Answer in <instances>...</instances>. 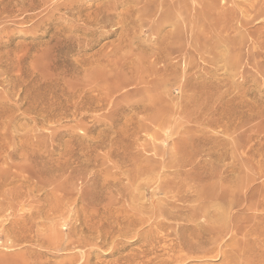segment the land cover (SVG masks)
<instances>
[{
    "label": "rangeland",
    "instance_id": "obj_1",
    "mask_svg": "<svg viewBox=\"0 0 264 264\" xmlns=\"http://www.w3.org/2000/svg\"><path fill=\"white\" fill-rule=\"evenodd\" d=\"M111 1L0 0V264H150L147 261L151 258H156L154 262L158 264H175L180 262L179 258L184 259L183 256L186 258L179 264H227V261L221 259V255L215 257L216 252L202 257L187 252L185 248L184 251L182 248L178 252L180 248L176 247V244L179 246L180 242L176 238L182 233L189 234L175 228L180 220L172 221L177 224L172 227L173 230L166 227L168 232L173 233L171 235L165 231L166 228H158V231L151 220L147 219H144V222L137 219L136 225H128L131 230L126 233L122 230L123 235L120 233L119 229L123 227L127 230L126 224L131 217L140 215L139 211L150 213L154 208L150 206L156 204L150 198L149 186L141 191L145 194L144 201L138 199L143 202L142 205L135 201L137 208L133 209L128 202L127 206L123 202L111 205V200L119 197L116 192L112 195H97L99 185L106 178H125L122 170L137 161L124 158L127 146L133 148V151H136L137 146L142 155L138 156L140 160L155 155L154 153H159L156 157L161 158L160 154L167 149L169 153L173 151L174 155L177 153L176 156L179 157L186 155L193 167L190 165L189 169H185L190 170L192 175H202L200 179L207 178L209 189L216 187L217 191H225L235 188L238 198L236 197V206L231 210V214L234 215L235 221L242 219L240 223H244L243 226L237 223V228L234 229L237 233L231 228L224 234L226 239L223 237L222 241L227 242L230 248L227 245L224 247H227L226 251L230 250L225 252V256H233L238 264H264V206H260L264 199L260 196L264 194V63L260 64L264 61V48L257 46V50H254L252 47L257 44L247 41L249 33H253L252 38L257 34L256 37L264 43V17L256 20L253 13L251 24L246 25V28L240 23L242 14L248 9L247 4L251 1L253 4L255 0H186L187 8L180 3L184 0H169L168 5L167 0H148L149 3L146 0ZM231 1L237 5L231 4ZM161 2L165 4L162 6ZM103 4L106 5L105 8L111 9V19L96 24L93 21L98 18L95 12L97 13L99 6L101 8ZM240 4L242 6L238 7ZM72 5L77 8L74 9ZM178 7L182 8L179 9L180 12L176 11ZM130 8H134L135 12L128 14ZM164 10L166 13L169 11L170 17L163 14ZM122 13L135 17L133 19L137 20L136 24L129 23L130 26L123 30L118 24ZM160 14L165 20L159 18ZM237 15H240V19ZM234 17H238L239 21L234 19L233 22ZM188 18L197 19L198 23L204 18L206 24L210 20L208 23L213 25L202 42L209 41V44H212L215 41L214 44H217L224 33L214 29H219L221 22L225 23L227 29L231 26V31H227L230 35L233 33L229 35L231 40L235 37L238 39L241 35L249 36L243 37L247 42L242 48L244 53L241 51L242 55L238 57L242 64L247 65L226 71L227 73L225 69L218 70L219 73L211 80L229 75L233 77L230 81L226 80L225 84L222 82V87L215 89V95L211 94L212 96L205 99L200 97L197 103L187 102L186 98L182 99L180 96L181 91L178 88L185 85L178 81L185 72L182 68L185 65L184 58H172L170 63L173 64L167 65V68L170 67L167 73L160 71L162 74H158L153 69L163 66V63L154 65L153 61L154 66L152 65L154 57L152 58L151 54L156 51V47L158 48L163 40L170 41L171 38V45L174 46L175 37L181 31L185 32L182 21ZM173 22H177V25L181 22V26L178 25L180 28L173 27ZM215 23L218 25L215 26ZM101 25L104 27L101 28ZM196 25L198 24L193 27ZM237 25L240 27L235 28ZM156 26L162 27L161 31L154 30L153 27ZM241 28H248V33L244 31L243 34ZM126 29L128 32L125 33ZM232 29L241 32H235L234 35ZM260 32L263 33L262 36ZM251 37L249 39H252ZM178 38L181 40V37ZM188 40L190 39H187V43ZM184 42L186 43V40ZM225 46L226 44L222 43V47L219 45V48L213 50L215 53H228L230 48ZM250 51H254L251 52L253 56H249ZM256 51H261L259 55L258 52L256 54L263 61L258 60ZM230 52L233 54L232 48ZM192 53L194 52L185 57L192 59L194 65L200 61L201 65L212 67L201 60L198 53H194L195 57L190 56ZM255 62H260V66ZM181 69L182 72L178 74ZM174 71H177V75ZM193 71L191 73H200ZM244 75L247 76L244 78ZM121 79L126 86L121 88L120 92H114V97H108L105 93L111 91L117 82H122ZM127 90H130L129 93H125ZM102 102L104 104H101ZM139 103L149 105V110L131 109L129 106ZM189 110L192 111L189 113ZM154 112H161L160 119L165 122L163 126L153 122ZM169 120L171 124L167 123ZM183 139L188 144L182 141ZM179 140L178 146H186L181 154L173 148V142ZM169 153L165 155L168 159L173 156ZM166 172L168 175L163 173L162 176L166 175L167 179H176L173 176H178L174 174L176 171L173 169ZM240 194L248 202L243 201ZM246 196H251L250 199L255 196L252 198L253 202ZM94 199L98 200L92 202ZM250 204L256 208H252ZM241 215L245 219L241 218ZM99 220L103 221L106 227H101ZM96 222L101 224L97 225ZM116 222L119 223L118 226ZM109 224L113 227V234L117 229L119 233L116 231L113 236ZM240 227L241 230L238 229ZM96 228L99 232H96ZM100 229H104L102 233H105L98 234L102 231ZM176 229L181 233L176 234ZM91 233L99 238L94 237L95 240H92ZM156 235L158 238H153L157 237ZM110 236L116 237L115 242H111L113 237L111 239ZM229 237H233L230 241L235 246L238 239L245 247H240L239 243V249L234 247V250V245L228 243ZM147 241H150L149 244ZM172 243L176 250L173 249ZM171 245L173 247L170 249ZM150 250L154 253L151 254ZM177 252L180 254L177 255L179 258L175 255ZM240 252L241 254H238ZM184 253L191 257L188 259L189 256Z\"/></svg>",
    "mask_w": 264,
    "mask_h": 264
},
{
    "label": "bare ground",
    "instance_id": "obj_2",
    "mask_svg": "<svg viewBox=\"0 0 264 264\" xmlns=\"http://www.w3.org/2000/svg\"><path fill=\"white\" fill-rule=\"evenodd\" d=\"M66 0H64V2H65ZM70 1V0H69ZM73 1V0H72ZM108 1V0H107ZM113 1V0H112ZM111 1V2H112ZM115 1V0H114ZM123 1H125V2H129V1H131V0H123ZM138 1V0H137ZM158 1V0H157ZM156 1V3H158ZM171 1V0H170ZM170 1L169 0H167V2H166V4L168 5L169 3H170ZM182 1V0H181ZM189 1V0H188ZM222 1V0H221ZM226 1V0H225ZM249 1V0H248ZM261 1H263V0H258V2H256V0H255V2L252 4L251 2H253V1H251L249 4H247V2H246V4L248 5V9H246V11H245V14H242V16L243 17H241V22L240 23H242V27L243 26H245V28L247 27L246 25H248L249 23L251 24V21H250V19H251V17H252V15H253V13H255V17H256V20L257 19H260V18H263L264 17V2H261ZM110 2V3H111ZM146 2H148V0H146ZM149 2H150V0H149ZM148 2V3H149ZM154 2V1H153ZM176 2V1H175ZM179 2V1H178ZM229 2V1H228ZM239 1H237V3H238ZM113 3V2H112ZM111 3V5H113ZM140 3V2H139ZM161 3H163V2H161ZM180 3H182V4H184V7L185 8H187V2H186V0H184V1H182V2H180ZM223 3V2H222ZM234 3V2H233ZM232 3V1H231V4H233ZM241 3V2H240ZM57 4V3H56ZM59 4V3H58ZM57 4V5H58ZM105 4H107L106 2H105ZM121 4H122V2H121ZM165 3H163L162 4V6L164 5ZM173 4V3H172ZM171 4V5H172ZM182 4H181V6H182ZM216 4V3H215ZM227 4V3H226ZM230 4V3H229ZM236 3H234V5H235ZM243 4V3H242ZM104 5V4H103ZM109 5L110 4H108V6L107 7H109ZM116 4H114V6H115ZM159 5V4H158ZM180 5V4H179ZM228 5V4H227ZM233 5V6H234ZM237 5V4H236ZM73 6V5H72ZM71 6V7H72ZM74 6H76L75 4H74ZM73 6V8L74 9H76L77 7H74ZM105 6L106 5H104L103 7H101L100 8V6H99V9L97 10V13L95 12V15H97L98 16V18L97 19H93V21H95V23L96 24H102V22H105V21H108V20H110L111 19V16L109 15L110 14V10H109V8H105ZM175 6V5H174ZM240 6H242L241 4L238 6V7H240ZM98 7V6H97ZM113 7V6H112ZM116 7V6H115ZM155 7H156V5H155ZM170 7V6H169ZM183 7V6H182ZM184 7H183V10H184ZM225 7V6H224ZM245 7V6H244ZM82 8V7H81ZM171 8H172V6H171ZM217 8V7H216ZM232 8V7H231ZM235 8V7H234ZM236 8H237V6H236ZM115 9V8H114ZM155 9V8H154ZM178 10H176V11H181V10H179V9H182L181 7L179 8H177ZM224 9V8H223ZM72 10V9H71ZM117 10V9H116ZM128 10H130L129 11V13L128 14H132V13H134L135 12V9L134 8H130V9H128ZM231 10V9H230ZM244 10H245V8H244ZM127 11V10H126ZM138 11V10H137ZM160 11V10H159ZM167 11V10H166ZM78 12V11H77ZM84 12V11H83ZM128 12V11H127ZM130 12H132V13H130ZM155 12V11H154ZM164 12H165V10H164ZM230 12V11H229ZM236 12H237V10H236ZM236 12H235V14H236ZM239 12V11H238ZM75 13V12H74ZM92 13V12H91ZM94 13V12H93ZM227 13V12H226ZM105 14H106V16H105ZM128 14H125V15H123V13L122 14H120V19H118L119 21H118V24H120V26L121 27H123V30L126 28V26H127V28H128V25L130 26V24L129 23H135L136 21H134V19L133 18H135V17H132V15L130 16V15H128ZM161 14H162V12H161ZM160 14V17L159 18H163L164 19V17H163V15H161ZM163 14H165V16L167 17V16H169L170 17V14H169V11H168V13H163ZM216 14V13H215ZM231 14H232V12H231ZM239 14V13H238ZM80 15V14H79ZM126 15H128V16H126ZM146 15V14H145ZM153 15V14H152ZM87 16V15H86ZM91 16V15H90ZM92 16H93V14H92ZM172 16V15H171ZM238 17H239V19H240V15H237ZM115 17V16H114ZM155 17V16H154ZM157 17V16H156ZM238 17L236 18V17H234L232 20H233V22H234V19H235V21L236 20H238L239 21V19H238ZM93 18H95V17H93ZM150 18V17H149ZM202 18V17H201ZM133 19V20H132ZM200 19V18H199ZM198 19V20H199ZM225 19V18H224ZM231 19V18H230ZM254 19V18H253ZM86 20V19H85ZM84 20V21H85ZM90 19H88V21H89ZM165 20V19H164ZM168 20H170V18L168 19ZM205 19L203 18V21L202 20H200V21H202V22H199L198 23V21H197V19H193V18H188V19H186V20H184V21H182L183 23L181 24V22H179L181 25H184L185 26V32H183V31H181V33H179L178 34V32L176 33V34H178L177 36L178 37H181V40L178 38V40H177V38L175 37V35H174V37H175V39H176V41H175V39L173 38V40L175 41L173 44H174V46H172L171 44H172V42H171V39H170V41H166V40H163L162 42H160V44H159V47L157 48L156 47V51H153V53L151 54L152 55V58L154 57V59L152 60V65H153V61L155 62L154 63V65H157V63L159 64V63H163L162 65L163 66H156V67H154L153 69L155 70V72L156 73H160V74H162L160 71H168V69L170 68L169 66L171 65V64H173V63H170V61H171V59L172 58H179V57H182V58H184L185 59V65H184V67H182L183 68V71H185V72H183L182 73V77H179L180 79L178 80V78L176 77V75H177V73L179 74V72H182V69H181V71L179 70L177 73H176V75H174L175 77L174 78H177V80L178 81H181L183 84H185V85H181V86H179L180 84H178V81L176 80V83L178 84V86H179V88L178 89H180V91H181V97H183L182 99H184V98H186V100H187V102H193V103H197V99H199L200 97L201 98H203L204 97V99L205 98H207V97H209V96H212V95H215L214 93H216V91H215V89L217 90V88L219 89L220 87H222V86H220L221 85V83L222 84H225L224 82L226 81V80H228L229 79V81H230V78H232L233 76L232 75H229V77H221V76H219V77H221V78H218L219 79V81H216V80H218L217 78H214V80L212 79L211 80V78L214 76L215 77V74L216 73H219V72H217L218 70H222V69H225V72L227 71H231V70H235L237 67L239 68V67H241V66H243V65H247L246 63L245 64H242L240 61H239V59H238V57H241V55H242V48H243V45H244V43H246L247 41H251V44L253 43V44H257V45H255V47H252V49L253 48H255L254 50H257L256 49V47L257 46H260V47H262V49L264 48V43L262 42V41H260V39H259V37H256L257 36V34L256 33H258V32H254L255 34H256V36H255V38H252L251 37V35L253 34H250L249 33V35H250V37L252 38V39H249L250 37L249 36H247V34L246 35H244V36H247V37H249V38H247L246 40L247 41H245V38H243V37H241L240 35V37H238V39H236V37H235V39H232L231 40V38L232 37H230L231 35H233V33L230 35V33H227V31L231 28V26L229 25V29H227L228 27L225 25V23H223L222 24V22L220 23V25H218V23L216 24L215 23V26L216 25H218L219 26V29L218 28H216V29H214V30H219V31H221L222 33H224V35L222 36V38L221 39H219V41L217 42V44H214L215 43V41H214V43H212V44H209V41H204V42H202V40H204V38H206L207 36L206 35H208V33H209V29H211V28H213V25H211V24H209L208 22L210 21H207V24H206V20L204 21ZM222 20V19H221ZM220 20V21H221ZM229 20V19H228ZM255 20V19H254ZM255 20V21H256ZM262 20V19H261ZM93 21H92V23H93ZM159 21V20H158ZM167 21V20H166ZM176 21H178V20H176ZM225 21H226V19H225ZM224 21V22H225ZM90 22V21H89ZM110 22V21H109ZM113 22V21H112ZM117 22V21H116ZM261 22V21H260ZM140 23V22H139ZM174 23V24H173ZM172 23V25H173V27H176L177 26V28L179 29L180 27L178 26V25H180L179 23H178V25H177V22L175 23V22H173ZM198 24V25H196V27L194 28L193 26H194V24ZM227 23V22H226ZM232 23V22H231ZM230 23V24H231ZM236 23V22H235ZM234 23V24H235ZM240 23H236V24H240ZM86 24H87V22H86ZM94 24V23H93ZM105 24V23H104ZM136 24V23H135ZM214 24V23H213ZM227 24H229V23H227ZM141 25V24H140ZM180 25V26H181ZM207 25V26H206ZM232 25V24H231ZM255 25V24H254ZM91 26H94V25H91ZM102 26L103 25H101V28H102ZM163 26V25H162ZM184 26H182V27H184ZM89 27V26H88ZM104 27V26H103ZM181 27V28H182ZM222 27V28H221ZM238 27H240V25H237V27L235 26V28H238ZM94 28H96V27H94ZM154 28V30H160L161 31V28L162 27H160V26H156V27H153ZM187 28V29H186ZM259 28V27H258ZM234 29V28H233ZM232 29V30H233ZM85 30H86V28H85ZM91 30V29H90ZM239 30V29H238ZM241 30L243 31V34H245V32H247V30H248V28L247 29H242L241 28ZM241 30L240 31H235V30H233L234 31V35H236V33H238V32H241ZM130 31V30H129ZM226 31V32H225ZM230 31H231V29H230ZM229 31V32H230ZM245 31V32H244ZM260 31V30H259ZM125 33L126 32H128L127 31V29L124 31ZM180 32V31H179ZM182 32H183V34H182ZM236 32V33H235ZM131 33V32H130ZM213 33V32H212ZM248 33V32H247ZM104 34V33H103ZM240 34V33H239ZM254 34V35H255ZM259 34V33H258ZM260 34H261V32H260ZM263 34V33H262ZM262 34H261V36H262ZM212 35H214V34H212ZM226 35H228V37L226 36ZM230 35V36H229ZM254 35H253V37H254ZM128 36V35H127ZM210 36V35H209ZM238 36V35H237ZM258 36H260V35H258ZM123 38H124V36H122ZM130 37V36H129ZM126 38V37H125ZM261 38V37H260ZM165 39H166V37H165ZM182 39H183V41H182ZM187 39H190V41L188 40V43H187ZM214 39V38H213ZM215 39H216V37H215ZM261 39H263V38H261ZM126 40H128V39H126ZM172 40V41H173ZM184 40H186V43L184 42ZM218 40V39H217ZM216 40V41H217ZM184 42V43H183ZM190 42V43H189ZM227 42H229V43H227ZM164 43L166 44V45H164ZM222 43L224 44H226V46L228 45L229 46V48H230V50H228L229 48H227V50L229 51L228 53L227 52H224V53H222V51H217V53H215L214 52V50L213 49H217V48H219L218 46L219 45H221V47H222ZM161 45V46H160ZM263 45V46H262ZM225 46V47H226ZM230 46H232V47H230ZM238 46V47H237ZM225 47H224V49H225ZM231 48H232V50H233V54L230 52L231 51ZM249 48H251V47H249ZM259 48V47H258ZM252 49H248V50H252ZM226 50V49H225ZM242 51V52H241ZM258 51H259V49H258ZM258 51H256L255 52V54L258 52ZM263 51V50H262ZM190 52H194L195 54H197L198 53V55L200 56L199 58H201V60H203L205 63H209V64H211L210 66H212V67H205V66H203V65H201V63H200V61H199V63L198 62H195L196 63V65H194V61H192V59H187L185 56H187L188 55V53L190 54ZM251 52H253L254 53V51H250V55L249 56H251ZM264 52V51H263ZM262 52V53H263ZM104 53V52H103ZM194 53H192V55H190V56H192L193 57V55H194V57H195V54ZM244 53V52H243ZM260 53H261V51H260ZM259 52L257 53L258 55L260 54ZM96 54V53H95ZM257 54H256V56H257ZM198 55H196V56H198ZM263 55V54H262ZM174 56V57H173ZM189 56V58H191ZM252 56H253V54H252ZM255 56V55H254ZM94 57V56H93ZM120 57V56H119ZM242 57H244V56H242ZM248 57V56H247ZM258 57V60L259 61H261L259 58V56H257ZM257 57H256V61H257ZM116 58V57H115ZM114 58V59H115ZM250 58V57H249ZM254 58V57H253ZM113 59V60H114ZM196 59V58H195ZM242 59V58H241ZM247 59V58H246ZM251 60H252V58H250ZM249 59V60H250ZM255 59V58H254ZM199 60V59H198ZM115 61V60H114ZM180 61V60H179ZM183 61V60H182ZM242 61V60H241ZM244 61H245V59H244ZM253 61V60H252ZM263 61V60H262ZM148 62H149V60H148ZM167 62L168 63H170V64H167ZM203 62V63H204ZM251 62V61H250ZM137 63V62H136ZM256 63H258V62H255V64ZM260 63V62H259ZM258 63V64H259ZM264 63V61L262 62V63H260L261 65ZM149 64V63H148ZM180 64V63H179ZM198 64V65H197ZM251 64V63H250ZM260 64H259V66H260ZM152 65H150V66H152ZM153 65V66H154ZM167 65H169L168 67L169 68H167ZM175 65H177V64H175ZM249 65V64H248ZM257 65V64H256ZM152 66V67H153ZM173 66V65H172ZM183 66V65H182ZM175 68H176V66H175ZM243 68V67H242ZM172 69V68H171ZM179 69V68H178ZM198 69V70H197ZM243 69H245L246 70V68H243ZM192 70H196V71H200V73H198V74H200V75H198L196 72H195V74L194 73H191V71ZM170 71V70H169ZM193 71V72H194ZM154 72V71H153ZM187 72L189 73V74H187ZM226 72V73H227ZM241 72V71H240ZM167 73V72H166ZM172 73H173V71H171V75H172ZM224 73V72H223ZM138 74V73H137ZM170 74V73H169ZM192 74V75H191ZM194 74V75H193ZM243 74V73H242ZM70 76V75H69ZM165 76V75H164ZM163 76V77H164ZM178 76H181V75H178ZM236 76V75H235ZM243 76V75H242ZM245 76H247V75H244V78H245ZM161 77V76H160ZM239 77H241V76H239ZM238 77V78H239ZM168 78V77H167ZM241 78H243V77H241ZM243 78V79H244ZM248 78V77H247ZM140 80H141V78H139ZM163 79V78H162ZM198 79V80H197ZM164 80V79H163ZM167 80V79H166ZM192 80H195V81H200V82H198V83H195V82H191ZM234 80V79H233ZM245 80V79H244ZM121 81H122V79H121ZM232 81V80H231ZM181 82H179V83H181ZM246 82V81H245ZM181 83V84H182ZM191 83V84H190ZM226 83H229L230 84V82H226ZM124 86H126V85H124V80L122 81V82H117L114 86H112V90L111 89H108V90H111V91H109V92H106L105 94L109 97V96H111L110 98H112V97H114V95H112L114 92H120V89L121 88H123ZM147 88V87H146ZM144 89V88H143ZM107 90V91H108ZM130 91V90H129ZM129 91L127 90V91H125V93L126 92H128L129 93ZM144 91V90H143ZM215 91V92H214ZM132 93H133V91H131ZM219 91H217V93H218ZM127 93V94H128ZM132 93H130V94H132ZM104 94V95H105ZM116 94V93H115ZM212 94V95H211ZM104 95H102L103 97H105ZM124 96H126V94H124ZM217 96V95H216ZM103 97L101 98V99H103ZM108 97H107V99H108ZM153 97V96H152ZM214 97V96H213ZM100 99V100H101ZM215 99V98H214ZM104 100V99H103ZM185 100V101H186ZM101 102V101H100ZM186 102V103H187ZM200 102V101H199ZM155 103H156V101H155ZM155 103H152V104H155ZM101 104H104L103 102L101 103ZM189 104V103H188ZM202 104V103H201ZM200 104V105H201ZM205 104V103H204ZM141 105H143L142 107H141ZM192 105V104H191ZM197 105V104H196ZM199 105V104H198ZM197 105V106H198ZM128 106V105H127ZM127 106H124V107H126V109H127ZM130 106V108L132 109V108H134V109H141L142 110V108H143V111H146V110H149V105H147L146 103H145V105H144V103L143 104H135V105H129ZM153 106V105H152ZM186 106V105H185ZM187 107V106H186ZM185 107V108H186ZM206 107V106H205ZM156 108V107H155ZM158 108V107H157ZM122 109V111H123V108H121ZM126 109L124 108V110L126 111ZM129 109V108H128ZM127 109V110H128ZM160 109V108H159ZM158 109V110H159ZM120 110V109H119ZM118 110V111H119ZM187 110V109H186ZM135 110H133V112H134ZM138 111V110H137ZM192 110H189V113L191 112ZM121 112V111H120ZM130 112H131V110H130ZM116 113H119V112H116ZM158 113V112H157ZM160 114H161V112H159ZM186 113V112H185ZM184 113V114H185ZM120 114V113H119ZM154 114H155V112H154ZM160 114H155L154 115V117H153V122L155 123V124H159V125H161V126H163L164 125V123L165 122H163L161 119H160ZM195 115H196V113H195ZM190 116H192V114L190 115ZM193 117V116H192ZM196 118H197V116H196ZM167 123H170L171 124V121L169 120V121H167ZM126 125V124H125ZM136 132V131H135ZM192 139H190V141H191ZM182 141H185L184 139L182 140ZM188 141H189V139H188ZM186 142V141H185ZM178 143H180V140L177 142H173V144L175 145H173V148L175 149V152L178 150V153L180 152V154L181 153H183V151H182V149L183 150H185L184 148L186 147V146H184V145H180V146H178L179 144ZM184 143V142H183ZM182 144V143H181ZM186 144H188L187 142H186ZM185 144V145H186ZM127 146V145H126ZM120 147V146H119ZM133 147H135V146H133ZM163 147V146H162ZM121 148V147H120ZM120 148H118V149H120ZM127 150L124 152V158L126 159V160H129V158H131V159H136L137 161H135V162H133L131 165H130V167H126V169H124V170H122V173L124 174V176H125V178H118V177H114V178H106L105 180H104V182H102L99 186H100V188L97 190V195L98 196H101L103 193H105V194H107V193H109V194H113L114 192H116V194H117V196H119L117 199H115V200H111V205H115V204H121V202H123V203H126V206H127V202L129 203V206L133 209V208H137V205L135 204V201H137L138 202V204H141L142 205V203L143 202H140V201H138V199H141V200H143V199H145L144 198V195L145 194H143L142 192V190H145V189H143V188H146L147 186H149L150 188H151V199H152V201H154L156 204H154L155 206H150V207H154L153 209L152 208H149V209H152L151 210V212L150 213H148V212H144V211H139L140 212V215H137V216H135V217H131L132 219L131 220H129L128 221V223L126 224V225H124L123 224V226H126L127 227V230H126V228H124L123 227V229H119V230H121L120 231V233H122L123 231L126 233V232H128L129 230H131V229H128L129 227H128V225H136L135 223L137 222V219H140V220H144V219H147V220H151V223H152V225L153 226H156L155 227V229L157 228V230H158V228H168L169 230H170V228L172 229V227L174 228V226H175V224L176 223H173L172 221H174V220H180V222L179 221H177L178 222V224L179 225H177V226H175V228H177L178 230H181V232H184L185 234H186V232L188 233L189 232V234H187L188 236H191V237H188L187 235H184L183 233L180 235L179 233H181V232H179L177 229V231L178 232H176V234L178 233L179 234V237H177L176 239H179V242H180V245L178 246V244H176V247H179V248H177V249H179V251L178 252H180V250L182 249L183 251H184V248L186 249V250H188L187 252H191V254H196V256H207V254H211V253H215L216 252V255H215V257L216 258H218V256H220L221 255V257H223V258H221V259H223L224 261H227V264H238V262H236V259H234L233 258V256H225V252H230V248H229V245L227 244V242H223L222 240H223V237H225L224 236V234L226 235V232L227 231H229V229L231 230V228H232V230H234V229H236L237 228V223L239 222V224H241L240 223V221H242V219L241 220H238L237 218V221H235V217H234V215H232L231 214V212L233 211L232 209L236 206V192H237V190L234 188V189H232V190H220V191H217V188L216 187H214V188H216V190L214 189V188H211V187H213L212 186V184H210L209 183V185H211V189H209V187H208V185H207V183H206V180H207V178L205 179V178H201L200 179V177H202V175L201 176H196V175H192V173H191V171L190 170H188L190 167H188V166H190L191 165V167H193L192 166V162L190 161V160H188V159H186L187 157H185L183 154H182V157H179V156H176V154L174 155V152L173 151H171V153H172V157H170V159H168L167 157H165V155H166V153H169L168 152V149H167V147L165 148V149H167V150H164L160 155H161V158H159V157H156V156H158V154L157 153H154L155 155H151V156H153V157H151V156H149V157H146V158H144V159H142V160H140V159H138V156L140 155V156H142L141 155V153H140V151L137 149V146L135 147L136 148V151H133V148H131L130 146H127ZM160 148V147H159ZM153 149H155L156 150V148H153ZM147 152V151H146ZM153 153V152H152ZM171 153H169V154H171ZM159 155V156H160ZM144 157V156H143ZM192 158V157H191ZM121 160H122V158H120ZM195 160V159H194ZM124 162V161H123ZM125 163V162H124ZM200 164V163H199ZM196 165V164H195ZM199 166H201V165H199ZM185 168H188V169H185ZM171 170V169H173V170H175L176 172L174 173L175 175H178V176H173V177H176V179L174 178V179H170L169 177V179H167V178H165L166 177V175H168V173L166 172L167 170ZM199 169V168H198ZM196 170H197V168H196ZM199 171V170H198ZM166 172V173H165ZM192 172H193V170H192ZM166 174L165 175V177L164 176H162V174ZM177 173V174H176ZM163 174V175H164ZM196 174V173H195ZM197 174H198V172H197ZM206 177V176H205ZM209 178V177H208ZM121 179V180H120ZM210 181H212L211 180V178L209 179ZM214 180V179H213ZM213 182V181H212ZM245 182V184H246V181H244ZM218 184H219V182H218ZM239 184V183H238ZM247 185V184H246ZM219 186V185H218ZM251 187V186H250ZM252 188V187H251ZM213 189V190H212ZM249 189V188H248ZM247 189V190H248ZM244 190H246V189H244ZM251 190V189H250ZM249 190V191H250ZM253 190V189H252ZM67 191V190H66ZM142 191V192H141ZM242 191V190H241ZM249 191H247L248 193H250ZM243 192V191H242ZM145 193V192H144ZM251 196L253 195V192L251 191ZM243 194H245V193H243ZM241 195V194H240ZM246 195H247V193H246ZM259 195V194H258ZM262 195V197H264L263 195L264 194H260V196ZM157 196V197H156ZM242 196V195H241ZM250 196V197H251ZM259 196V197H260ZM246 197H248V196H246ZM250 197H248L249 198V200H251L252 202H253V199L252 198H254V197H252L251 199H250ZM261 197V198H262ZM149 198V199H150ZM238 198V197H237ZM86 199V198H85ZM150 199V200H151ZM240 200H241V203H243L244 204V202H242V199H244V197L242 196V199L241 198H239ZM91 200V199H90ZM98 199H94V200H92V202H96ZM114 201H115V203H114ZM144 201V200H143ZM147 201V200H146ZM149 201V200H148ZM243 201H245V202H248L247 201V199L245 198ZM262 200L260 199V204L263 202V204H264V199H263V201L261 202ZM251 202V203H252ZM89 203V202H88ZM100 203V202H99ZM149 203H151L150 201H149ZM148 203V204H149ZM250 203V202H249ZM249 203H247V207H248V205H249ZM238 204H239V200H238ZM257 204H259V203H257ZM263 204H261L260 206H264ZM92 205V204H91ZM152 205V204H151ZM240 205V204H239ZM242 205V204H241ZM252 204H250V206H251ZM255 205V204H254ZM148 206V205H147ZM243 206V205H242ZM246 205H244V207H245ZM249 206V208H251ZM96 207V206H95ZM108 207V206H107ZM113 207V206H112ZM123 207H125V206H123ZM247 207H245L246 209H247ZM255 208H256V206H254ZM253 207V205H252V208H254ZM258 207H259V205H258ZM89 208H91V207H89ZM88 208V209H89ZM248 208V209H249ZM251 208V209H252ZM259 208H261V207H259ZM88 209H86L87 211H88ZM97 209H98V207H97ZM106 209V208H105ZM127 209V208H126ZM235 209V208H234ZM245 209V210H246ZM250 209V210H251ZM258 209V208H257ZM85 210V209H84ZM114 210H116L115 209V207H114ZM113 210V211H114ZM144 210V209H143ZM232 210V211H231ZM238 210V209H237ZM241 210V209H240ZM86 211V212H87ZM112 211V210H111ZM120 211H121V209H120ZM117 212V211H116ZM123 212V211H122ZM88 213V212H87ZM236 214H238L237 212H235ZM234 213V214H235ZM121 214H123V213H121ZM116 215V214H115ZM114 215V216H115ZM147 215V216H146ZM244 215V214H243ZM107 216V215H106ZM237 216V215H236ZM242 216V215H241ZM256 216V215H255ZM119 217H120V215H119ZM122 217V216H121ZM240 217V216H239ZM251 217V216H250ZM113 218V217H112ZM111 218V219H112ZM115 218V217H114ZM241 218H243V216L241 217ZM247 218V217H246ZM91 219L93 220L94 218L93 217H91ZM91 219H89V220H91ZM121 219V218H120ZM240 219V218H239ZM243 219H245V218H243ZM91 220V221H92ZM103 220H104V218H103ZM125 219H123V221H124ZM181 220L183 221L182 223H181ZM100 221V220H99ZM105 221V220H104ZM118 221V220H117ZM123 221H121V223H123ZM175 221V222H176ZM244 221V220H243ZM101 222V221H100ZM100 222H96L97 223V225L98 224H101ZM115 222V221H114ZM119 222H120V220H119ZM125 222V221H124ZM127 222V221H126ZM141 222V221H140ZM144 222V221H143ZM192 222H195V223H192ZM247 222V221H246ZM244 223V222H243ZM242 223V224H243ZM91 224H93V223H91ZM116 224H117V222H116ZM140 224H142V223H140ZM143 224H145V223H143ZM174 224V225H173ZM239 224H238V226H239ZM240 225V226H243V225ZM94 225V224H93ZM113 225V224H112ZM115 225V224H114ZM113 225V226H114ZM119 225V223L117 224V226ZM152 225H150L151 227H152ZM106 227V225H103V223H102V225H101V227ZM109 226H110V224H109ZM117 226H114V227H116L117 228ZM244 226H245V224H244ZM94 227H97V226H95L94 225ZM100 227V226H99ZM98 227V228H99ZM100 227V228H101ZM122 227V226H121ZM120 226H119V228H121ZM170 227V228H169ZM98 228H96V229H98ZM111 228V229H110ZM110 230L112 231V228L113 227H111L110 226ZM115 228V229H116ZM166 228V229H167ZM85 229V228H84ZM84 229H83V231H84ZM93 229V228H92ZM96 229H95V231H96ZM114 229V230H115ZM125 229V230H124ZM168 229L167 230H165V231H167L168 232ZM238 229H240L241 230V227L240 228H238ZM237 229V230H238ZM102 229H100V231H101ZM105 230H108V229H106L105 228ZM118 230V229H117ZM116 230V231H117ZM123 230V231H122ZM151 230H152V228H151ZM156 230V231H157ZM163 230V229H162ZM173 230V229H172ZM171 230V231H172ZM175 230V229H174ZM183 230V231H182ZM91 231V230H90ZM89 231V232H90ZM94 231V230H93ZM93 231H91V232H93ZM94 231V232H95ZM104 231V229L101 231V233H98V234H104V233H102ZM109 231V230H108ZM111 231H109V233L111 232ZM116 231H114V234H115V232ZM158 231H160V230H158ZM186 231V232H185ZM236 233H237V231L236 230H234ZM96 232H99V229H98V231H96ZM95 232V233H96ZM107 232V231H106ZM118 232V231H117ZM154 232V231H153ZM162 232H164V231H162ZM241 232V231H240ZM119 233V232H118ZM117 233V235L119 236V235H121V234H118ZM158 232H156V234H157ZM168 233H170V231L168 232ZM168 233H167V235H168ZM172 233V232H171ZM171 233L169 234V235H171ZM230 233V232H229ZM238 233H239V230H238ZM84 234H87V233H84ZM92 234V236H93V239L92 240H95L96 238H99V237H97V236H95V234H93V233H91ZM114 234H113V231H112V235L114 236ZM124 233H122V235H123ZM128 234V233H127ZM154 234V233H153ZM173 234V233H172ZM240 234V233H239ZM88 235H90L89 233H88ZM110 235V234H109ZM117 235H115V236H117ZM121 235V236H122ZM126 235V234H125ZM163 235H165V234H163ZM166 235V236H167ZM233 235V234H232ZM91 236V235H90ZM106 236H108V234L106 235ZM106 236H105V238H106ZM112 236V237H113ZM118 236H117V238H118ZM154 236H155V234H154ZM157 237H153V238H158V235H156ZM160 236V235H159ZM173 236V235H172ZM171 236V237H172ZM178 236V235H177ZM230 236H231V234H230ZM234 236V235H233ZM236 236H238V234H236ZM94 237H95V239H94ZM102 237L103 236H101V239H102ZM111 237V236H110ZM109 237V238H110ZM112 237H111V239H112ZM85 238L87 239L88 238V236L86 235L85 236ZM104 238V239H105ZM108 238V237H107ZM161 238V237H160ZM162 238H164V236H162ZM90 239H91V237H90ZM114 239H116V237H113V239H112V241L111 242H113L114 241ZM165 239V238H164ZM225 239H226V237H225ZM224 239V240H225ZM232 239H233V237L231 238V237H229V241H228V243L230 242L231 243V241H232ZM103 240V239H102ZM108 241H109V239H107ZM231 240V241H230ZM236 240V239H235ZM117 241V240H116ZM152 241V240H151ZM156 241V240H155ZM78 242V241H77ZM82 242V241H81ZM107 242V241H106ZM110 242V243H111ZM115 242V241H114ZM150 242V241H149ZM149 242L147 241V243L149 244ZM233 242H234V240H233ZM79 243V242H78ZM83 243H84V240H83ZM236 243H240L239 241H238V239H237V242ZM151 244V243H150ZM173 244V243H172ZM232 244V243H231ZM230 244V245H231ZM237 244V246L239 247V245ZM228 246V251H226V248L224 249V247L225 246ZM234 244H232L231 246H233ZM241 243H240V247H241ZM173 246H174V248L173 249H175V245L173 244ZM172 245L170 246V249H171V247H173ZM237 246H233V248L235 247L236 249L238 248ZM242 247H245V246H243L242 245ZM233 248L231 249V250H233ZM235 248H234V250H235ZM160 249V248H159ZM170 249H168V250H170ZM239 249V248H238ZM241 249V248H240ZM245 249V248H244ZM176 250V249H175ZM171 251V250H170ZM240 251V250H239ZM239 251H235V252H239ZM250 251V250H249ZM173 252V251H172ZM177 252V254H175L176 255V257H178L179 258V256H180V254ZM232 252V251H231ZM242 253H244L243 251H241ZM241 252L240 253H238V254H241ZM248 252V251H247ZM150 253H151V250H150ZM154 253V252H153ZM153 253H151V254H153ZM174 253H175V251H174ZM174 253H173V256H174ZM186 253V252H185ZM184 253V255L186 256L187 254H185ZM150 254V255H151ZM179 254V256H177ZM182 254H183V252H182ZM233 255V254H232ZM243 255V254H242ZM241 255V256H242ZM244 255H246V254H244ZM149 256V255H148ZM182 256V255H181ZM187 256H189V255H187ZM252 255H250V257H251ZM156 257V256H155ZM176 257H173V258H175L176 259ZM191 257V255L189 256V257H187L188 259ZM237 257V256H236ZM249 257V256H248ZM147 258V257H146ZM154 258V257H153ZM170 258V257H169ZM169 258H167V259H169ZM183 258L185 259L186 257H184L183 256ZM239 258V257H238ZM247 258V257H246ZM252 258V257H251ZM152 259V258H151ZM151 259H149V261H147V260H144V261H147V262H149L150 264H158L157 262L155 263L154 261H155V259L154 260H151ZM159 259H161V258H159ZM171 259V258H170ZM169 259V260H170ZM180 259V262H184V259H181V258H179ZM241 260H242V258H240ZM240 259H238V260H240ZM168 260V261H169ZM172 260H174V259H172ZM177 260V259H176ZM157 261V260H156ZM160 262H161V260H159ZM171 261V260H170ZM186 261V260H185ZM173 263H174V261H172ZM179 262V263H180ZM141 263V262H140ZM145 262H143V264H144ZM162 263V262H161ZM161 263H159V264H161ZM167 263V262H166ZM169 263V262H168ZM177 262H175V264H176ZM179 263H177V264H179ZM225 263V262H224ZM223 263V264H224ZM241 263V262H240ZM142 264V263H141ZM253 264V263H252Z\"/></svg>",
    "mask_w": 264,
    "mask_h": 264
}]
</instances>
